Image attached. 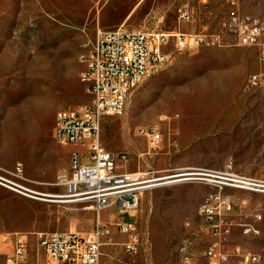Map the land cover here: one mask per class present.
Instances as JSON below:
<instances>
[{"label": "rangeland", "instance_id": "374dc122", "mask_svg": "<svg viewBox=\"0 0 264 264\" xmlns=\"http://www.w3.org/2000/svg\"><path fill=\"white\" fill-rule=\"evenodd\" d=\"M182 2L0 0V165L22 162L32 187L65 194L58 174L69 170L75 147L54 138L56 114L89 104L83 56L98 30L173 32ZM242 9L264 17V0H242ZM218 19L209 20L216 26ZM263 70L259 49L232 38L223 46L175 51L133 89L122 114L105 117L103 146L125 157L118 161L122 170L140 171L150 181L136 215L117 207L102 210L101 222L113 238L103 246L102 264H183L185 255L193 264H209L205 251L213 237L199 209L219 190L237 203L229 215L231 231L222 239L231 254L226 264H237L247 251L264 264V191L231 187L224 179L236 173L264 181V90L248 85L249 75ZM152 129L162 136L156 147L149 144ZM76 147L85 150L84 144ZM204 171L214 176L180 175ZM180 178L187 179L172 182ZM242 199H248L246 207ZM256 210L261 232L246 234L242 224L253 221ZM97 218L90 201L29 198L0 186L1 262L17 242L4 241L8 233L26 236L30 264H50L38 233L86 235ZM135 218L143 245L132 255L123 249L126 236L118 223Z\"/></svg>", "mask_w": 264, "mask_h": 264}, {"label": "built area", "instance_id": "2783aa9c", "mask_svg": "<svg viewBox=\"0 0 264 264\" xmlns=\"http://www.w3.org/2000/svg\"><path fill=\"white\" fill-rule=\"evenodd\" d=\"M179 29L173 32L132 30L125 27L100 29L88 53L83 56L85 70L81 80L86 84L91 99L89 104L61 109L56 114L54 138L63 145H73L69 170L58 174L59 186L65 194L42 193L30 185L22 162L12 168L0 165V186L29 198H71L90 201L97 210L94 229L86 235L77 232L53 231L38 233L39 246L50 264H102L103 246L112 243L108 226L101 222L104 209L117 207L120 212L137 214L149 179L140 171L122 170L118 161L125 157L106 149L102 144V126L105 117L122 114L133 89L143 77L157 72L169 61L175 51H191L194 47L226 45L229 38L242 46L257 47L264 61V17L242 9V0H181ZM214 26L210 18L218 16ZM195 24V29L184 31L182 24ZM173 40V41H172ZM248 85L264 90V70L249 75ZM149 144L156 147L161 134L152 129L147 132ZM84 144L85 150L78 149ZM209 171L188 175L214 176ZM224 179L231 187L264 191V181L227 173ZM249 204L240 201L241 207ZM235 203L221 190L208 194L200 206L199 214L210 228L213 241L205 251L209 264H226L231 254L222 239L231 231L229 219ZM249 215L246 214V218ZM262 214L256 210L253 221L242 226L246 234H259ZM120 232L126 236L122 246L126 253L137 254L143 245L138 219H120ZM16 239L14 250L0 264H30L29 246L23 232L5 235L4 241ZM193 257L185 255L183 264H193ZM260 256L247 251L238 255L237 264H256Z\"/></svg>", "mask_w": 264, "mask_h": 264}, {"label": "bare ground", "instance_id": "6f19581e", "mask_svg": "<svg viewBox=\"0 0 264 264\" xmlns=\"http://www.w3.org/2000/svg\"><path fill=\"white\" fill-rule=\"evenodd\" d=\"M209 46H212V45H209ZM194 48H199V47H194ZM192 49H193V48H192ZM150 75H151V74H149V76H150ZM81 76H83V71H82V73H81ZM145 78H146V77H143V80H144ZM143 80H142V81H143ZM248 80H249V77H248ZM180 175H188V174L185 173V174H180ZM180 175H179V176H180ZM184 179H187V178H180V179H177V180H172V182H173V181H180V180H184Z\"/></svg>", "mask_w": 264, "mask_h": 264}, {"label": "crops", "instance_id": "0c3cea01", "mask_svg": "<svg viewBox=\"0 0 264 264\" xmlns=\"http://www.w3.org/2000/svg\"><path fill=\"white\" fill-rule=\"evenodd\" d=\"M260 229H261V227H260ZM18 232H20V231H16V232H12V233H8V234H6V235H13V234H16V233H18ZM261 232V231H260ZM260 234V233H259Z\"/></svg>", "mask_w": 264, "mask_h": 264}]
</instances>
